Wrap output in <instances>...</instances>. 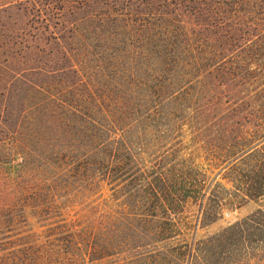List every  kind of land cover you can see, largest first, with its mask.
<instances>
[{
	"label": "trees",
	"instance_id": "trees-1",
	"mask_svg": "<svg viewBox=\"0 0 264 264\" xmlns=\"http://www.w3.org/2000/svg\"><path fill=\"white\" fill-rule=\"evenodd\" d=\"M70 2L57 12V22L69 10L81 15L79 22L91 24L86 32L97 42L92 53L101 57L110 82L119 90L114 106L122 116L106 111L107 129L94 137L97 142L103 140L102 145L82 153L79 149L86 143L79 139L78 148L71 139L61 142L59 135L67 132L52 109H43L42 123H10L3 118L9 109L0 106V264H93L133 250L138 240L162 230L161 218L172 220L175 209L167 194L171 188L181 190L174 189V183L175 171L182 168L166 164L144 168L145 157L132 139L140 138L143 129L131 114L149 100L147 94H159L166 104H174L188 115L213 118L214 124L243 122L250 126L244 131L251 140L245 150H251L248 156L254 158L256 167L247 175L249 185L243 192L249 199L264 197V138L253 141L264 133V0H141L139 8L128 2L123 11L116 6L123 4L121 0ZM29 14L39 21L21 29L26 31L25 37L33 38L23 46L40 54L36 55L42 64L39 68L60 58L76 71L77 64L70 63L80 52L74 48L82 34L78 21L55 26L47 10L27 11ZM187 57L192 65L182 67L181 61ZM187 68L192 71L186 95L175 96L184 86ZM203 71L210 73L213 84L197 87L201 79L196 76ZM65 110L74 115L72 109ZM69 119L71 129L78 122ZM96 123L84 124L101 130L103 126ZM117 130L121 137L110 139ZM89 161L98 165L96 172H102L93 179L120 186L110 205L126 212L110 209L97 215L78 209L70 214L80 205L68 190L69 178L81 165L85 171ZM169 179L175 180L170 190ZM193 250L194 242H190L183 258L160 253L155 264H193L200 259Z\"/></svg>",
	"mask_w": 264,
	"mask_h": 264
},
{
	"label": "rangeland",
	"instance_id": "rangeland-1",
	"mask_svg": "<svg viewBox=\"0 0 264 264\" xmlns=\"http://www.w3.org/2000/svg\"><path fill=\"white\" fill-rule=\"evenodd\" d=\"M70 1L59 0L55 4L52 0H0V106L9 109V114L3 118L12 121L10 123H42L43 109H52L67 132L62 131L59 135L61 142L68 143L71 139L73 147L78 148L81 143L76 139H79L86 143L84 149H79L80 152L90 153L103 143V140L95 141L94 137L107 127L108 120L103 117L106 111H114L115 117L122 116L120 108L114 106L115 99L120 95L119 90L110 82L109 72L101 57L92 53L96 50L97 42L91 38L94 36L89 38L86 32L91 24L88 21L79 22L81 15L67 9L59 20L63 21V26H71V22L78 21L77 26L82 34L73 47L79 48L80 52L74 54V60L70 63L77 64L76 71L70 68L67 60L60 58L40 69L42 64H39L40 57H37L40 54L34 48L30 51L23 46L33 38L25 37L26 31L21 32L22 28L26 29L39 21L27 15V11L47 10L53 17L49 18L53 23L51 25H55L59 23L57 12L70 6ZM140 1L121 0L123 4L116 6L123 11L129 2L132 7L139 8ZM38 43L39 40L35 45L38 46ZM189 57L182 59V67L192 65L193 60ZM187 69L189 72L182 82L184 86L175 92H178L175 96L186 95L192 71ZM197 75V79H201L197 87L213 84L209 72L203 71ZM195 80L193 84H196ZM148 95L149 100L135 107L131 114L137 127L143 129L140 138L132 139L135 149L139 148L145 157L144 168L156 169L163 164L182 168L179 173L175 171L177 183L168 180L169 190L173 183L174 189H181L173 191L171 188L167 194L175 212L171 213V221L160 219L159 226L163 228L156 236L138 240V246L133 250H125L117 257L111 256L93 264H110L118 260L127 264H155L159 263V254L164 252L172 258H183L190 242H194L193 252L200 257L193 264H264V197L249 199L243 192L249 185L247 175H251L256 167L254 158L248 156L251 150H245L251 140L244 131L250 126L243 122L219 121L214 124L211 123L213 118L205 119L192 112L188 115L187 111L179 110L174 104H166L159 94L153 97ZM67 108L72 109L74 115H69L65 110ZM68 118L78 122L73 123L71 129ZM85 122H97L103 128L93 129ZM121 134L119 130L111 132L110 139H119ZM262 138L264 133L253 141H261ZM81 159L79 157L78 161ZM73 164L76 161L73 160ZM81 167L77 174L73 172L69 178L71 185L68 190H72L80 205L79 208L73 207L70 214L78 209L97 215L110 212V209L120 214L126 212L121 206L114 208L110 205L117 197L115 191L120 186L93 179L94 175L97 177L102 173L96 172L97 164L89 161L85 171Z\"/></svg>",
	"mask_w": 264,
	"mask_h": 264
}]
</instances>
